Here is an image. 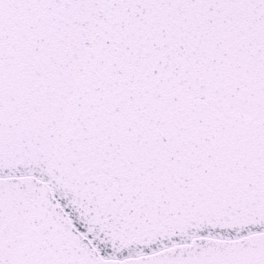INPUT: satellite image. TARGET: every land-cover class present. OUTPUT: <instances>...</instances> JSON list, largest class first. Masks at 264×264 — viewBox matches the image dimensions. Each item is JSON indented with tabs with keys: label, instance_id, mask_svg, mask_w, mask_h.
Returning a JSON list of instances; mask_svg holds the SVG:
<instances>
[{
	"label": "snow or ice",
	"instance_id": "6c2138e0",
	"mask_svg": "<svg viewBox=\"0 0 264 264\" xmlns=\"http://www.w3.org/2000/svg\"><path fill=\"white\" fill-rule=\"evenodd\" d=\"M0 264H264V0H0Z\"/></svg>",
	"mask_w": 264,
	"mask_h": 264
}]
</instances>
